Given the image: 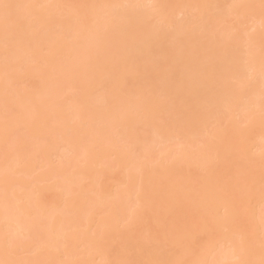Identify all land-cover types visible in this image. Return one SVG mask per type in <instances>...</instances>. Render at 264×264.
<instances>
[{"label":"bare ground","instance_id":"bare-ground-1","mask_svg":"<svg viewBox=\"0 0 264 264\" xmlns=\"http://www.w3.org/2000/svg\"><path fill=\"white\" fill-rule=\"evenodd\" d=\"M226 1L4 0L52 7L16 9L7 39L0 9V57L13 53L11 64L0 61V154L10 155L0 161V260L259 264L264 8L261 0ZM115 28L126 40L112 46L117 52ZM105 47L115 55L104 59ZM70 56L76 62L64 72L57 59ZM11 172L25 180L11 184ZM60 208L86 217L78 224ZM34 230L35 242L44 235L32 244ZM28 248L31 258L17 257Z\"/></svg>","mask_w":264,"mask_h":264},{"label":"rangeland","instance_id":"rangeland-1","mask_svg":"<svg viewBox=\"0 0 264 264\" xmlns=\"http://www.w3.org/2000/svg\"><path fill=\"white\" fill-rule=\"evenodd\" d=\"M221 1H222V0H219V3H222V4H223L224 1H223V2H221ZM232 1H233V0H231L229 3H231ZM226 2H228V0H227ZM229 3H228V4H229ZM228 4H226L227 7H228ZM19 5H20V2H19ZM219 5L223 8V5H225V3H224L223 5H221V4H219ZM146 7H147V6H146ZM221 7H220V9H222ZM224 8H225V6H224ZM20 9H21V8H19V10H20ZM147 9H150V8H147ZM21 10H22V9H21ZM144 10H145V9H143V10L141 9V11H144ZM223 10H224V9H223ZM15 11H16V10H14V13H15V16H16V14H17L18 12H17V11L15 12ZM216 11H217V10H215V12H213V13H216ZM225 11H227V8H226ZM147 12H148V11H147ZM221 12H222V10H221ZM223 12H224V11H223ZM19 14H20V12L18 13V15H19ZM153 17H154V16H152V18H153ZM152 18H150V19H152ZM182 19H183V18H182ZM182 19H181V21H182ZM192 19H193V18H192ZM152 20H153V19H152ZM154 20H156V21H154ZM154 20H153L152 22H153V23H154V22L157 23V19H154ZM176 20L179 21L180 18H177ZM190 20H191V19H190ZM190 20H188V23H189ZM148 21H149V24H150L151 21H150V20H147L146 22H148ZM178 21H176V22H178ZM184 21H185V20H184ZM192 21H194V20H192ZM192 21H190V22H192ZM152 22H151V24H152ZM180 23L182 24L183 21L180 22ZM245 23H246V22H245ZM245 23H242V25L239 24L240 26H242V27H240V28H243V29H244V31H243V29H242V30H239V31H240V35H241V32H242V31H243V33L245 32L246 26L249 25L248 23H247V24H245ZM28 24H29V23H28ZM147 24H148V23H147ZM149 24H148V25H149ZM151 24H150V25H151ZM175 25H176V24H175ZM208 26H209V25H208ZM222 26H224V25H222ZM225 26H226V25H225ZM144 27H145V26H144ZM146 28H147V25H146ZM146 28H145V29H141V32H142L144 35H145V33H146V31H145ZM224 28H225V27H224ZM224 28H223V29H224ZM114 30H115V31H113V29H110L109 31H111V33L114 32V35H116L115 32L118 31V30H116V28H115ZM142 30H143V31H142ZM109 31H108V32H109ZM112 31H113V32H112ZM215 31H217V30H215ZM215 31H214V33H215ZM218 31L221 32L222 30H219V29H218ZM218 31H217L216 33H218ZM141 32L139 31L138 34L141 33ZM142 33L139 34L140 37H141V35H142V37L144 36ZM243 33H242V34H243ZM107 34H108V33H107ZM117 34H118V32H117ZM109 35H110V33H109ZM114 35H113V34L110 35V36H111V39L108 38V40H107L108 42H110V44L113 43V41L115 40V39H112V37H113ZM216 35H217V34H216ZM258 35H259V34H258ZM139 36H137L136 39H138ZM114 37H115V36H114ZM114 37H113V38H114ZM116 37L118 38V39L116 38L117 41H115V43H113V45H111V46L109 45V46L111 47L112 50H114V48H115V47L112 48V46H114V44H118V45H119V43H120V44L124 45V44L126 43V40H120L119 37H118V35H116ZM241 37L243 38V37H244V34H243V36H241ZM109 39H110V40H109ZM111 40H112V42H111ZM118 40H120V42H119ZM138 40H139V39H138ZM140 40H142V38H141ZM122 41H125V43L123 44ZM108 42H107V44L105 43V46H106V47L108 46ZM127 44H128V43H127ZM115 46H116V45H115ZM120 46H121V45H120ZM120 46H119V47H120ZM129 46H131V43H129ZM129 46L126 45V47H129ZM106 47H105V48H106ZM242 47H243V46H242ZM107 48H108V47H107ZM107 48H106V51L109 50V53H108V52H105V53H103V54L108 55V54L112 53V51H111L110 49L107 50ZM117 48H118V46H117ZM243 48H244V47H243ZM243 48H242V49H243ZM119 49L121 50V48H119ZM242 49H241V47H240V51H241ZM244 50H245V48H244ZM114 51L117 52V51H119V50L115 49ZM121 51H122V50H121ZM43 52L45 53V52H47V51H46V50H45V51L43 50ZM122 52H123V51H122ZM243 52H244V51H243ZM44 53H43V54H44ZM12 54H13V53H11V54L8 53V55H9L10 57H11ZM41 54H42V53H41ZM43 54H42V55H43ZM45 54H46V53H45ZM45 54H44V55H45ZM100 54H102V53H100ZM103 54H102V55H103ZM116 54H117V53H116ZM242 54H243V53H242ZM106 55H105L104 57H103V56H101V57H103L104 59H108L109 57H113L115 54L113 53V54H112L113 56H112L111 54H110L111 56H110V55H109V56H106ZM239 55H240V53H239ZM9 56H7V54H6L5 57H3V56L0 57V61L5 60V61H9V62H10L11 58H10ZM96 56H97V54H96ZM99 56H100V55H99ZM241 56H242V55H241ZM71 57H73V56H70V57H69V59H68L69 61L67 60V57H65L66 60H67L68 62H66V60H64V58H63V59H62V58L57 59L58 62H59V60H62V61L60 62V64L64 65V67H66V68H63V67H62V68L64 69V70H63L64 72L67 71V69H69V66H68L67 63H69L70 67H71V65H72V64H70V59L72 60ZM92 57L94 58L95 56H92ZM92 57H91V58H92ZM117 57H119L120 59H121V57H124V52H123V54H121V56H117ZM117 57H116V58H117ZM73 58L75 59V56H74ZM88 58H90V57H88ZM97 58H98V57H97ZM97 58L95 57V59H97ZM116 58L114 57L115 60H116ZM28 59H29V58H27V61L29 62ZM76 59H77V58H76ZM95 59H93V61H92L91 63H93ZM104 59H101V60H104ZM112 59H113V58H112ZM114 59H113V60H114ZM117 59H118V58H117ZM22 60H23V59H22ZM31 60H32V59H30V61H31ZM63 60H64V61H63ZM86 60H87V61H90L91 59H86ZM98 60H99V59H98ZM98 60H96V62H97ZM24 61H25V60H24ZM24 61H22V63H23ZM62 62H65V64H66L67 66H66L64 63H62ZM75 62H76V61H75ZM75 62H74L73 60L71 61V63H73V65L75 64ZM77 62H79L78 59H77ZM96 62H94V63H96ZM100 62H101V61H100ZM100 62H99V63H100ZM25 63H26V62H24L23 66L25 65ZM91 63H90V64H91ZM10 64H11V62H10ZM14 64H15V62L12 61V65H14ZM29 64H30V63H29ZM29 64H28V65H29ZM77 64H78V63H77ZM73 65H72V66H73ZM25 66H26V65H25ZM29 66H32V64L29 65ZM90 66L93 68V67H95L96 65H93V66H92V64H91ZM11 67H12V66H11ZM12 68H13V67H12ZM65 69H66V70H65ZM87 71H89V70H87ZM64 72H62L63 75H62V74H61V75L64 76V79H63V77H62V79L65 81V79H66L65 77H66L67 74H65ZM64 74H65V75H64ZM55 75H57V74H55ZM59 75H60V74H59ZM56 77H57L56 79H58V75H57ZM75 78L77 79L78 77H77V76H75L74 78L72 77V79H74V80H75ZM59 79H60V78H59ZM34 80H35V82L37 81V84H35V85H36V87L38 88V85H39L38 83H39V82H38V80H36V79H34ZM34 80H31V81H34ZM66 80H67V79H66ZM78 80H79V79H77V81H78ZM31 81H26V82H28V83H26V84H30ZM71 81H72V82H76V81H73V80H71ZM29 82H30V83H29ZM58 82H59V81H58ZM61 82H62V81H61ZM61 82H59V84H60ZM64 83H65V82H63V84H64ZM8 84H11V83H8ZM17 84H18V83H15L14 85H17ZM19 84H20V83H19ZM59 84H58V85H59ZM61 84H62V83H61ZM61 84H60V85H61ZM63 84H62V85H63ZM65 84H66V83H65ZM11 85H12V87L14 86L13 84H11ZM21 85H22V87L24 88V85H23V84H21ZM21 85H20V86H21ZM6 86H7V85H6ZM6 86H5V89H7ZM20 86H19V87H20ZM17 87H18V86H17ZM22 87H21V88H22ZM8 88H9V87H8ZM10 88H11V87H10ZM10 88H9L8 90H10ZM23 88H22V89H23ZM261 88L263 89V87H260L259 89L261 90ZM35 89H36V88H35ZM10 91H11V90H10ZM6 92H8V91H6ZM8 94H11V93H8ZM48 94H49V95H48ZM52 94L54 95V93H47V98H49V99H53V98H55V95H54V96H51ZM4 95H6V93H5ZM44 96L46 97V95H44ZM0 98H3V97L1 96ZM3 99H4V98H3ZM3 99H0V102H1ZM3 102H4V101H2V103H3ZM242 106H243V104H242ZM1 107H2V106H1V104H0V111H1ZM121 107H123V106H118V108H121ZM10 109H12L11 111L13 112V111H14L13 109H15V107L10 108ZM121 109H122V108H121ZM221 109H222V108H221ZM221 109H220V112H222ZM223 109H224V108H223ZM122 110L124 111V109H122ZM225 110H226V109H225ZM225 110H223V111L225 112ZM9 111H10V110H9ZM120 111H121V110H120ZM7 112H8V110H7ZM121 112H122V111H121ZM218 112H219V111H218ZM220 112H219V115H223V114H222L223 112H222L221 114H220ZM122 113H123V112H122ZM97 115H98V114H97ZM97 115H96L97 118H95L96 120H98V118H99ZM103 116H104V115H103ZM223 116H224V115H223ZM100 117L102 118V116H100ZM223 118H224V117H223ZM226 118H227V116H226ZM224 119H225V118H224ZM99 120L102 121L103 119H100V118H99ZM225 120H226V119H225ZM225 120H222V122H223V121L225 122ZM227 121H228V120H227ZM102 122H104V120H103ZM224 124H225V123H224ZM242 126H243V124L241 125V127H242ZM20 127H21V129H20ZM14 129H15V127H14ZM18 129H20L21 132H23V129H25V131L23 132L24 135H23V136L21 135L22 138L25 139L24 136H25V135H28V131L26 130V127L24 128V127H22L21 125H19V128H18ZM18 129H17V128L15 129V130H17V131L14 130V132H16V134L19 132ZM27 129H29V128H27ZM11 131H13V130H11ZM14 132H13V133H8V136L11 135V136L15 137L16 140H20V139L23 140L21 137H19L20 134H21V132L18 133L19 136L16 135ZM14 135H15V136H14ZM29 135H30V134H29ZM29 135L26 136V138L30 137ZM11 136H10V137H11ZM10 137H9V138H10ZM7 138H8V137H7ZM9 138H8V139H9ZM19 138H20V139H19ZM8 139H7V140H8ZM9 140L12 141V138H10ZM9 140H8V141H9ZM21 140H20V141H21ZM29 140H30V139L25 140V143H24V144H26V145L28 146L29 144H27V143L33 141V139H31L30 141H29ZM13 141H14V139H13ZM13 141H12V142H13ZM27 141H28V142H27ZM16 142H17V141H16ZM26 142H27V143H26ZM34 142H35V140H34ZM34 142L30 143V145H32ZM9 143H10V142H9ZM13 143H14V142H13ZM13 143H10V144L12 145ZM18 143H19V141H18L15 145H13L14 148L16 147V145L18 146ZM20 143H21V142H20ZM26 145H24L25 148H24L23 150L27 149L26 151H29L28 149H30L32 146L29 145V146H30V148H29V147H26ZM13 146H11V147H13ZM60 146L63 147L64 145H58V147H60ZM62 147H60L59 150L62 149V151H63V150H64L63 148H66L65 146H64L63 148H62ZM11 149H12V148H11ZM5 150H6V149H5ZM12 150H13V152H14V149H12ZM6 151H7V150H6ZM66 151H67V148H66ZM10 152L12 153V151H10ZM60 152H61V151H60ZM60 152H59V153H60ZM64 152H65V150H64ZM64 152H63V153H64ZM67 152H68V151H67ZM63 153H60V154L64 155ZM68 153H69V152H68ZM2 154L5 155L6 153L4 154V153L2 152V153L0 154V156H1V157H0V161L3 160V159H2ZM6 155H8V156H7V157L4 156L3 158L6 157L4 160H6V161L8 162V160H9V158H10V155H9V154H6ZM70 155H71V152H70ZM8 157H9V158H8ZM64 157H66V156L64 155ZM7 158H8V160H7ZM1 159H2V160H1ZM49 159H50L49 162L51 161V163H52V161L57 160V159H54V158H52L53 160H51V158H49ZM4 160H3V162H6V161H4ZM34 162H35V161H34ZM37 162H38V161H37ZM37 162H36V163H37ZM105 162H106V161H105ZM107 162H109V161L107 160ZM107 162H106V164H108V165H112V164H113V163H112L113 161H111L110 163H107ZM36 163H35V164H36ZM53 163L56 164L55 166L58 165V163H57L56 161H54ZM2 164L5 165V163H2ZM2 164H0V165H2ZM35 164H34V166L37 165V164H36V165H35ZM32 165H33V164H32ZM106 166H107V165H106ZM15 169H16V168H15ZM70 169H71V167H70ZM38 171H39V170H38ZM40 171H41V170H40ZM40 171H39V172H40ZM197 171H198V170H197ZM15 173H17V172H11V173H8V175H6V176H8L7 178L10 179V183H11V184H13V183H15V182H18V181H17V180H18V178H17L18 175L21 176V175L23 174V173L21 174V173L19 172L20 174L17 173L16 176H15ZM198 173H199V172H198ZM13 174H14V175H13ZM33 174H34V173H33ZM36 174H38V173H36ZM196 174H197V173H196ZM34 175H35V174H34ZM34 175H33V176H34ZM29 176L31 177L32 174L29 175ZM35 176H36V175H35ZM24 177L27 178V179L29 178V177L26 176L25 173H24ZM21 178L23 179L22 176L20 177V180H21ZM32 178L34 179V177H32ZM32 178H30V179H32ZM23 180H25V179H23ZM27 181H28V180H27ZM31 182L36 183V181H35V182H34V181H31ZM52 182H53V181H52ZM31 184H32V183H31ZM37 184H38V183H37ZM40 184H41V182H40ZM40 184H39V185H40ZM43 184H44V183H43ZM47 184H48V183H47ZM47 184H46V185H47ZM49 184H50V183H49ZM49 184H48V185H49ZM41 185H42V184H41ZM41 185H40V186H41ZM33 186H36V185L33 184ZM37 186H38V185H37ZM30 187H31V186H30ZM34 188H35V187H34ZM112 189H113V188H112ZM0 190L3 191L2 188H1ZM8 190H9V191H8ZM8 190H7L8 192L5 191V195H6V196L4 195L5 198L8 196L7 193H8L9 195H10V193H11V192H10V189H8ZM11 190H12V189H11ZM31 190H32V188H31L29 191L31 192ZM2 193H3V192H2ZM2 193L0 192V194H2ZM3 194H4V193H3ZM46 194H49V192H47ZM50 196H52V193L49 194V196H46V197L49 198ZM0 197H1V195H0ZM8 197H10V196H8ZM86 197H88V196H86ZM2 198H4V197H2ZM89 198H90V197H89ZM6 199H7V198H6ZM86 199H87V198H86ZM89 203H90V202H89ZM87 208H88V207H87ZM60 209H61V208H60ZM63 209H64V207H63ZM95 209H97V208L95 207ZM61 210H62V209H61ZM61 210H60V211H61ZM62 211H63V214H64V212H65V213L69 216V218H74V217H75V214H76V216H77V217H76V222H77V219H79L78 217H84V219H85V217H86V216H84L85 214H84L83 216L81 215V211H80L79 216H78L79 211H78V212H75L74 217H73V215H72L73 212H70V213H71V214H70L69 212H66V210H65V211L62 210ZM96 211H97V210H96ZM99 211H100V210H99ZM50 212H51V211H50ZM97 213H98V211H97ZM49 214H50V213H49ZM69 214H70V215H69ZM80 215H81V216H80ZM64 216H65V217H68V216H66L65 214H64ZM71 216H72V217H71ZM36 217H37V218H34L35 221L37 220L38 223H39V225H41L40 222H43L42 219H44V218H43L42 216H39V215H37ZM40 217H42V219H41ZM69 218H68V220H69ZM39 219H40L41 221H40ZM74 219H75V218H74ZM84 219H83V220H84ZM45 220H46V219H45ZM45 220H44V221H45ZM81 220H82V219H81ZM81 220H78V221H81ZM83 220H82L81 222H83ZM39 221H40V222H39ZM69 221H71V219H70ZM72 221H73V219H72ZM47 222H48V221L44 222V223H46V224L43 223V225L46 226V225H47ZM73 222H74V221H73ZM81 222H79V223L77 222V223H78V224H82ZM41 226H42V225H41ZM41 226H38V227H36V228H40ZM42 227H43V226H42ZM43 228H44V227H43ZM41 230H42V229H40V231H41ZM69 230H70V229H69ZM36 231L39 232V230H37V229H36ZM42 232H44V230H42ZM42 232H41V233H42ZM33 233H34L35 237H32L31 240L28 239V238H26V239L32 241V244H34V242H35V240H36V237L38 236V233L36 232V233H37V235H36L35 230H34ZM41 233H40V234H41ZM40 234H39V238H40ZM42 234L44 235V233H42ZM43 235H42V236H43ZM31 236H33V235L31 234ZM31 236H30V238H31ZM42 236H41V237H42ZM39 238H37L38 241H36L35 243H37V242L40 241ZM34 239H35V240H34ZM33 241H34V242H33ZM23 242H25V241L23 240ZM26 242H29V241H26ZM29 243L31 244V242H29ZM32 244H31V246H32ZM35 245H36V244H35ZM31 246H30V247H31ZM31 249H33V248H28L27 252H26V251H23L22 249H19V250L17 251L16 255H17V257H20V258L23 257V255H30V258H31L32 255L35 254V253L33 252V250H31ZM29 251H31V252H29ZM35 251H37V250H35ZM39 251H40V250H39ZM23 252H26V253H23ZM37 252H38V251H37ZM28 253H29V254H28ZM32 253H33V254H32ZM31 254H32V255H31ZM38 254H39V253H38ZM37 257H38V256H37ZM28 258H29V257H28ZM63 258H64V257H63ZM64 260H65V259H64ZM97 263H98V262H97Z\"/></svg>","mask_w":264,"mask_h":264},{"label":"snow or ice","instance_id":"snow-or-ice-1","mask_svg":"<svg viewBox=\"0 0 264 264\" xmlns=\"http://www.w3.org/2000/svg\"><path fill=\"white\" fill-rule=\"evenodd\" d=\"M36 8V7H52L51 5H19V4H11L6 3L4 0H0V9L3 10V21H4V30H5V36L6 39L9 36V31L13 23L19 24L18 19H14V10L19 8ZM59 7V6H57ZM77 7H88L87 5H81ZM96 7V6H93ZM261 7L264 8V0H261ZM262 258L259 261V264H264V239H262ZM0 264H23V262L20 261H14V260H0ZM111 264V262H109ZM120 264H128V262H120ZM240 264H255L253 261H241Z\"/></svg>","mask_w":264,"mask_h":264}]
</instances>
